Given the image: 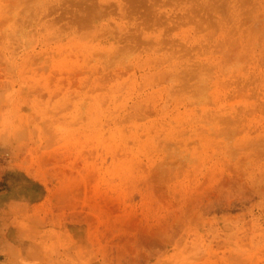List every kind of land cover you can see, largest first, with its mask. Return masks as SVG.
I'll return each instance as SVG.
<instances>
[{
	"label": "rangeland",
	"instance_id": "obj_1",
	"mask_svg": "<svg viewBox=\"0 0 264 264\" xmlns=\"http://www.w3.org/2000/svg\"><path fill=\"white\" fill-rule=\"evenodd\" d=\"M0 264H264V0H0Z\"/></svg>",
	"mask_w": 264,
	"mask_h": 264
}]
</instances>
